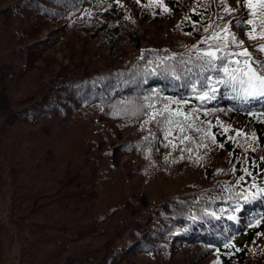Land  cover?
<instances>
[{
  "label": "trees",
  "instance_id": "obj_1",
  "mask_svg": "<svg viewBox=\"0 0 264 264\" xmlns=\"http://www.w3.org/2000/svg\"><path fill=\"white\" fill-rule=\"evenodd\" d=\"M163 3L168 11L152 0H0V183L10 194L0 264L4 238L10 260L18 245L11 264H264V222L249 227L263 196L239 199L264 169V123L249 115L264 118V102L224 84L201 101L191 88L222 75L201 74L193 48L207 47L209 18L250 10ZM230 26L264 60L261 41ZM165 103L191 113V127L149 119Z\"/></svg>",
  "mask_w": 264,
  "mask_h": 264
},
{
  "label": "snow or ice",
  "instance_id": "obj_2",
  "mask_svg": "<svg viewBox=\"0 0 264 264\" xmlns=\"http://www.w3.org/2000/svg\"><path fill=\"white\" fill-rule=\"evenodd\" d=\"M152 2L159 4L163 11H168L163 0H152ZM240 2L241 0H237V3ZM242 2L250 10L247 19L233 22L225 20L224 16L217 15L215 20L221 21V23L217 24L210 17L208 25L204 27L206 35L201 37V42L205 43L207 47L196 48V45H193V48L196 49L197 60L199 61L198 67L201 74L207 73L209 70H216L222 73V75H217L215 78L212 75H204V82L201 83L199 89L197 84L193 83L191 85L193 92L196 93L197 98L201 101L214 98L220 84L231 87L238 97L245 99L264 95V60L254 58L249 49L243 46L244 40L238 37L230 26L232 23L243 24L245 34L249 39H259L261 41L258 44H254L253 47L264 54V0H242ZM137 3H139V0H137ZM220 10L227 16H230L234 11L226 2L223 6H220ZM209 32H211L210 35H208ZM168 99L172 100L173 98L170 97ZM175 103L181 105L187 104L188 101L177 100ZM149 108H152L151 104H149ZM249 115H252V113H249ZM190 117L195 119L191 113L182 111L179 107L170 108L168 103H165L161 108L153 109L152 114L149 115V119H159L168 128L177 127L181 132H183L185 127H191L189 124ZM197 131H200V129H197ZM235 131L238 134L242 133L240 129ZM261 159H264V157ZM252 163L254 164L255 161ZM252 187L255 188V191L241 194L239 199L250 201L264 196V187H259L255 184ZM239 210V205L233 209V211ZM212 215H215V213ZM230 218L234 219L235 217ZM261 222H264V216L253 217L249 227L253 224L259 225ZM224 247L235 248L236 246L232 240H229ZM218 251L219 249H217ZM217 264H219L218 261Z\"/></svg>",
  "mask_w": 264,
  "mask_h": 264
},
{
  "label": "rangeland",
  "instance_id": "obj_3",
  "mask_svg": "<svg viewBox=\"0 0 264 264\" xmlns=\"http://www.w3.org/2000/svg\"><path fill=\"white\" fill-rule=\"evenodd\" d=\"M53 56H55V55H53V54L50 55V57H53ZM58 61H60V60H58ZM58 63L62 64L63 62L61 61V62H58ZM63 65H65V61H64ZM39 68H42L41 64H39ZM19 93L22 94V92H19ZM3 179H7L6 176ZM3 179L0 182H3ZM258 181L264 183V174H262L258 178ZM163 194L164 195H167V193L165 192V190L161 193L160 197H162ZM9 203H10V194L4 188L3 184L0 183V220H1V222H4L3 220H6V219H3V217L6 215L4 213L9 208ZM1 243H3L4 246H8L9 257L6 259L8 261V263L9 264H11V263H17V256H18V250L17 249H18V245L17 244H14L13 251H12V259L10 260V239L4 238L1 241Z\"/></svg>",
  "mask_w": 264,
  "mask_h": 264
}]
</instances>
